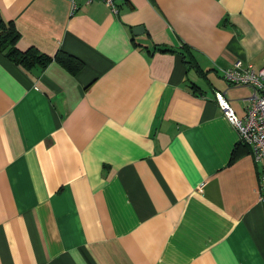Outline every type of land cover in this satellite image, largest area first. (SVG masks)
<instances>
[{
  "label": "crops",
  "instance_id": "0c3cea01",
  "mask_svg": "<svg viewBox=\"0 0 264 264\" xmlns=\"http://www.w3.org/2000/svg\"><path fill=\"white\" fill-rule=\"evenodd\" d=\"M75 1L0 0L52 58L0 52V264H264L262 167L215 101L246 114L224 71L264 68V0Z\"/></svg>",
  "mask_w": 264,
  "mask_h": 264
},
{
  "label": "built area",
  "instance_id": "2783aa9c",
  "mask_svg": "<svg viewBox=\"0 0 264 264\" xmlns=\"http://www.w3.org/2000/svg\"><path fill=\"white\" fill-rule=\"evenodd\" d=\"M71 1V12H76L78 4ZM93 1V0H89ZM117 13L118 0H101ZM224 79L231 86H250L252 94L246 99V114L239 117L230 103L225 92L216 91L215 101L227 121L235 127L243 143L247 144L253 154L255 162L262 167L259 199L264 200V68L255 69L250 63L242 59L236 60L224 71Z\"/></svg>",
  "mask_w": 264,
  "mask_h": 264
},
{
  "label": "trees",
  "instance_id": "16d2710c",
  "mask_svg": "<svg viewBox=\"0 0 264 264\" xmlns=\"http://www.w3.org/2000/svg\"><path fill=\"white\" fill-rule=\"evenodd\" d=\"M18 38L19 33L12 23L5 21L0 14V52L11 62L27 70H31L36 67L44 68L52 60L50 56L40 53V51L34 47L21 50L17 47ZM182 56L183 61L189 68H195L199 70L200 73H203L199 63L189 49H184ZM57 58L71 71L76 72L82 67V62H78L77 59L70 55L59 54Z\"/></svg>",
  "mask_w": 264,
  "mask_h": 264
}]
</instances>
